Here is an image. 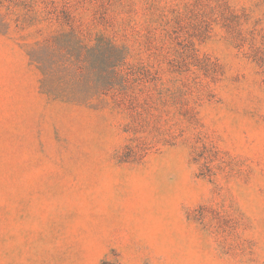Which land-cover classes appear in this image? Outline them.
<instances>
[{"label":"rangeland","instance_id":"obj_1","mask_svg":"<svg viewBox=\"0 0 264 264\" xmlns=\"http://www.w3.org/2000/svg\"><path fill=\"white\" fill-rule=\"evenodd\" d=\"M41 1L129 72L43 84L0 8V264H264V0Z\"/></svg>","mask_w":264,"mask_h":264},{"label":"trees","instance_id":"obj_2","mask_svg":"<svg viewBox=\"0 0 264 264\" xmlns=\"http://www.w3.org/2000/svg\"><path fill=\"white\" fill-rule=\"evenodd\" d=\"M41 3L43 6L39 10L37 0H0V8H5L6 12H13L22 5L24 7L22 24L27 26L39 22L41 12H46L47 15L44 17L51 20L49 23H57L59 26L44 34L41 39L35 40L28 50L31 61L42 73L43 84H47L49 79L56 76L84 80L93 73L97 76L96 91L93 94L105 93L113 88L120 91L122 85L116 80L126 77L129 72L127 66L130 53L127 46L116 43L104 34L91 41L78 29L70 11L64 10L61 16L52 11L56 9V4L49 7L44 1ZM0 24L7 26V22L1 16Z\"/></svg>","mask_w":264,"mask_h":264}]
</instances>
